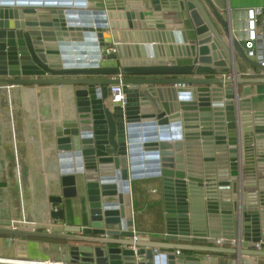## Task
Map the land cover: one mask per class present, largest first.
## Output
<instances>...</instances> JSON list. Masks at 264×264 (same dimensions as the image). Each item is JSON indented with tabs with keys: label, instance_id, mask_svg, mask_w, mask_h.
Here are the masks:
<instances>
[{
	"label": "water",
	"instance_id": "obj_1",
	"mask_svg": "<svg viewBox=\"0 0 264 264\" xmlns=\"http://www.w3.org/2000/svg\"><path fill=\"white\" fill-rule=\"evenodd\" d=\"M238 56L264 70L211 0H0V87L73 90L74 108L51 124L48 201L83 199L86 215L0 234L18 253L27 238L72 242L73 261L96 264H155L158 250L169 264L264 257V107L251 96L264 77L245 76ZM117 83L124 105L109 97ZM152 178L159 239L134 228L132 181ZM65 219L49 211L51 224Z\"/></svg>",
	"mask_w": 264,
	"mask_h": 264
},
{
	"label": "crops",
	"instance_id": "obj_2",
	"mask_svg": "<svg viewBox=\"0 0 264 264\" xmlns=\"http://www.w3.org/2000/svg\"><path fill=\"white\" fill-rule=\"evenodd\" d=\"M211 1L233 29L238 27L241 11L250 7L264 8V0ZM241 44L245 48L244 43ZM245 51L247 53L246 48ZM238 59L245 76L264 77V70L251 68L239 56ZM251 59L259 61L256 57ZM184 61L187 62L180 60L179 63ZM103 64L114 65L117 60L106 59ZM251 96L264 107V83L252 84ZM74 106L73 90L69 85L0 87V227L17 225L32 229L43 226L53 230L65 224L86 223L83 199H68L62 205H51L48 201L52 193L51 181H57V161L49 140L51 124L69 114ZM158 181L156 178L142 179L132 181L131 185L135 231L151 239H159L157 233L164 231ZM57 207L65 210L66 219L51 226L49 211ZM70 244L72 242L53 238H27L24 252L18 253L14 237L0 234V264H31L25 261L96 264L73 261ZM227 257L230 256H213L204 264H219L220 259ZM257 261L264 264V257Z\"/></svg>",
	"mask_w": 264,
	"mask_h": 264
},
{
	"label": "built area",
	"instance_id": "obj_3",
	"mask_svg": "<svg viewBox=\"0 0 264 264\" xmlns=\"http://www.w3.org/2000/svg\"><path fill=\"white\" fill-rule=\"evenodd\" d=\"M238 27L234 28L233 32L236 38L244 43L247 50V54L251 57H256L260 63L264 65V8L263 7H250L241 11L238 15ZM116 48L114 45L106 48L105 53L115 52ZM254 74V73H252ZM247 75H251L248 73ZM122 78V76H119ZM110 100L114 104L124 105L126 103L127 97L124 93V87L122 83L112 84L110 87ZM53 226L54 224H51ZM14 228L18 227L13 225ZM222 239L219 240L221 244ZM235 243V242H233ZM259 245V244H258ZM134 249H137L134 247ZM168 251L162 250L160 253L156 254L155 264H169L168 262ZM176 254H179L177 251ZM229 256V255H228ZM213 256L208 255L210 260ZM222 259H233L230 264H236L234 258L227 257ZM256 256L246 255L243 256L241 264H260L257 261ZM1 260V259H0ZM31 264H55L52 261H25ZM72 264V263H70ZM219 264H224L220 263ZM229 264V263H228Z\"/></svg>",
	"mask_w": 264,
	"mask_h": 264
},
{
	"label": "rangeland",
	"instance_id": "obj_4",
	"mask_svg": "<svg viewBox=\"0 0 264 264\" xmlns=\"http://www.w3.org/2000/svg\"><path fill=\"white\" fill-rule=\"evenodd\" d=\"M158 184L160 185V182L158 181ZM162 232V231H161ZM161 232H158L157 234H159V233H161ZM159 236H160V234H159ZM161 237V236H160ZM159 237V238H160ZM201 255H202V253H201ZM211 255H213L214 257H218L219 255L217 254V253H212Z\"/></svg>",
	"mask_w": 264,
	"mask_h": 264
},
{
	"label": "bare ground",
	"instance_id": "obj_5",
	"mask_svg": "<svg viewBox=\"0 0 264 264\" xmlns=\"http://www.w3.org/2000/svg\"><path fill=\"white\" fill-rule=\"evenodd\" d=\"M211 263H213V262H211Z\"/></svg>",
	"mask_w": 264,
	"mask_h": 264
}]
</instances>
